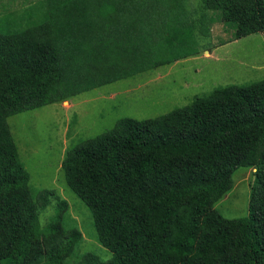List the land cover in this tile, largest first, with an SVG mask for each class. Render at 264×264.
<instances>
[{"label": "trees", "instance_id": "16d2710c", "mask_svg": "<svg viewBox=\"0 0 264 264\" xmlns=\"http://www.w3.org/2000/svg\"><path fill=\"white\" fill-rule=\"evenodd\" d=\"M202 2L235 24V39L264 33V0ZM39 3L30 24L0 32V264H264V79L122 117L66 150L65 182L108 259L77 252L63 199L40 227L54 190L31 188L7 118L196 50L183 0H39L24 10ZM242 166L256 169L248 213L227 218L214 206Z\"/></svg>", "mask_w": 264, "mask_h": 264}, {"label": "rangeland", "instance_id": "374dc122", "mask_svg": "<svg viewBox=\"0 0 264 264\" xmlns=\"http://www.w3.org/2000/svg\"><path fill=\"white\" fill-rule=\"evenodd\" d=\"M38 1L0 0V16H5L0 19V32L30 24L40 3L35 10L24 9ZM183 3L193 28L191 50L195 53L7 118L31 188L54 190L50 203L40 210V227L44 229L54 218L57 201L65 200L67 214L82 236L78 253L92 252L103 260L111 256L96 239L87 206L65 182L61 161L69 147L112 128L122 117L153 118L217 87L264 79L263 32L235 39V24L223 22L219 11L206 10L202 0ZM255 172L254 167L234 170L231 188L214 206L224 217L247 215ZM73 261L74 257L69 264Z\"/></svg>", "mask_w": 264, "mask_h": 264}]
</instances>
